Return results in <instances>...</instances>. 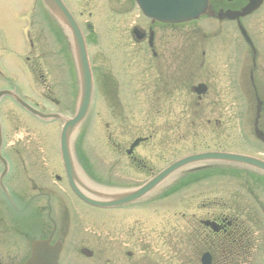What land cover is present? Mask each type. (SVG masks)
<instances>
[{"label":"flooded vegetation","instance_id":"1","mask_svg":"<svg viewBox=\"0 0 264 264\" xmlns=\"http://www.w3.org/2000/svg\"><path fill=\"white\" fill-rule=\"evenodd\" d=\"M253 1L210 0L211 9L208 15L216 17L217 37L221 41L214 65L217 100L215 137L218 143L223 142L226 132L232 134L233 124L230 120L225 119L224 115H230L232 110L231 108H226L227 100L238 98L240 79L243 80V84L249 86V92L253 96L264 94V58L262 60L255 59L258 50L261 49L263 54L261 48L263 35L262 31L255 33L256 28L251 27L261 24L264 20V0L258 10L241 17V23L257 49L255 55L249 50L250 60L239 59L237 45L223 41V37L226 34L232 36V41H234V37L236 38L240 35L238 23L236 21H219L218 19L220 11H231L238 14L245 10ZM54 24L51 20L47 21L44 13L33 24L35 34L28 41L30 54L25 57V60L30 73L37 77L44 97L58 106L64 105V109L71 113L75 106V66L68 39L60 37L59 28ZM166 31L169 32V29ZM168 32L160 35L157 30L150 36L153 43V51L156 53V57L152 61V68L156 73H162L165 69L166 72L171 74H174L175 71V66L165 60L174 48L173 36ZM256 34L261 35L258 43H255V39L252 37V35L256 37ZM143 40L144 42L149 41L146 36ZM53 95H57V98ZM260 137L264 140L263 135L260 134ZM137 160L140 167H145L139 158L136 159V162ZM233 169L232 166L226 165L225 170L219 171L215 178L217 180L214 206L215 216L210 220L215 221L220 226L219 231L211 236L220 254L219 264H229L231 260L241 254L239 253L240 251L243 252L249 247V241L251 240L248 229L251 225L264 227V173L257 171L235 172ZM245 177L246 179L254 178L256 181L253 184L249 183V187H232L235 195L227 192L226 185H222L223 182H221L227 179L234 181ZM241 190L250 194L243 195V197L238 196L236 199V194H239ZM244 198L245 200H243ZM241 211L246 212L247 215L242 216L240 214ZM243 217L247 220L244 221Z\"/></svg>","mask_w":264,"mask_h":264},{"label":"rangeland","instance_id":"2","mask_svg":"<svg viewBox=\"0 0 264 264\" xmlns=\"http://www.w3.org/2000/svg\"><path fill=\"white\" fill-rule=\"evenodd\" d=\"M17 4H19V0H0V24L7 22L11 18V15L13 13L12 8ZM96 12L98 13V11ZM130 14V16H134L135 12H132ZM99 18L102 19V16H99ZM133 21L134 20L132 19L131 21L125 22L124 27L126 31L132 25ZM201 26H203V24L200 23L194 25L192 28H199ZM7 35L8 33L0 30V56L2 55L4 57L6 56V53L4 52L3 45ZM177 38L178 37H176V41L178 40ZM94 51L98 52L100 50L97 48H93V52ZM139 89H141V93L139 94L140 103L138 107L148 110V108H151L154 104L152 102V98H150V94H148L147 91H143V87L141 86V84H139ZM138 107L136 108L138 109ZM23 119L26 122L35 123L25 115L23 116ZM160 123H162V121H159V124ZM93 130L95 136L102 138L101 128L97 129L96 131L95 127ZM24 135L25 134L23 130H21V133L15 135L13 139H18L19 137H23ZM194 146L195 141H187L185 142V144L175 146L174 157L190 153L191 150L195 148ZM149 149L151 150V152H143L144 150ZM144 150L142 151V155H145L147 156V158L154 160V152L156 150L155 146L153 145L150 147L149 145H147ZM240 151L248 150L245 147H241ZM91 153L93 157L97 158V160L102 155H106L107 148L106 146H104L102 140L92 146ZM248 154L252 153L249 151ZM48 168H50L49 165ZM15 171H19V169L16 167H12L11 172L3 180L4 191H2L3 193L0 192V220L2 218V221L0 222V229L1 232H5L7 229H10L9 235H4V238L2 239L3 245L0 246V255H4L6 253L16 254L17 250L14 246L13 240H16L20 236L25 237L26 235L31 236V238L34 240H40L43 236L42 231L44 230L46 225L48 228L46 217H44L38 210V208L44 206V201L39 197L35 198L34 194L31 192H28L26 194L19 193L18 183H20L21 189H25L28 186L34 188L42 184L47 188H55V190H59L61 192H69L68 186L65 184V182L62 183L55 181V179L52 177L53 173L51 174V171H47L44 177H40L37 182L31 181L30 179L27 180V184L25 180L21 181L23 178H21L20 173H16ZM142 180L143 179L138 177V180L135 181L140 182ZM196 194L199 195V191H196ZM186 197L187 195L184 193L180 197L177 196L173 200L171 199L169 201L171 202V204L164 203L156 205L154 207H144L139 205L137 209L131 210V213L125 214V216L133 217V219L138 218V228L143 232L141 235L142 243L137 249V252L135 251L136 257H133V260L135 262L130 264H166L168 261L171 264L170 259L167 260L168 251L167 249L163 248L162 243H160L159 239L164 233H167L169 231L165 229L166 219L181 210L180 205L184 204L183 200H185ZM69 203L80 220V224L77 225L75 231L76 233L81 231L79 235H82V238L84 239H90L92 237L93 231L97 233H99L100 231H112V225H115L117 219L122 217V213L119 212L118 209H100L90 207L82 203L75 197L69 198ZM178 218H180V215L178 216ZM180 220L179 222L182 223V220ZM85 227L86 231L84 230ZM162 229L165 230L162 231ZM170 229L174 228L171 227ZM90 240L92 242H96V239L93 237ZM92 244L94 245L96 243ZM125 248L129 249V247L125 245L122 247V253L117 256L115 264H129L127 259L122 255L123 249ZM153 253L160 254L159 261L156 259V255H153ZM70 255L71 257H69V260L66 259L65 263L63 262V264H95L93 261H88L86 258L79 257L75 253H70ZM96 264L102 263L99 262ZM173 264L176 263L174 262Z\"/></svg>","mask_w":264,"mask_h":264},{"label":"water","instance_id":"3","mask_svg":"<svg viewBox=\"0 0 264 264\" xmlns=\"http://www.w3.org/2000/svg\"><path fill=\"white\" fill-rule=\"evenodd\" d=\"M138 4L146 16L165 23H180L196 19L198 16L205 13L208 8V0H138ZM83 71L85 91L83 92L80 114L78 115L76 121L67 126L65 135L75 126V124H78L87 109L90 100V77L85 62L83 65ZM203 158L204 156H198L185 159L175 164L167 172L152 181L149 185L140 189L137 194L138 198L151 190L160 179L166 176L167 173H171L191 161H197ZM46 253H49V249L45 243H35L33 257L27 264H55L57 252L52 255L53 257L51 259L46 257L49 256ZM205 259H207V257H204L203 261ZM204 264L206 263L204 262Z\"/></svg>","mask_w":264,"mask_h":264}]
</instances>
